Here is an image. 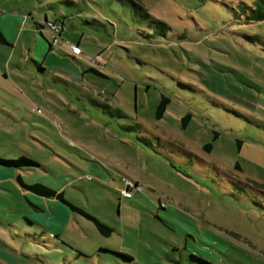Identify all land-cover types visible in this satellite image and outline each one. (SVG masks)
I'll return each instance as SVG.
<instances>
[{
  "label": "rangeland",
  "instance_id": "1",
  "mask_svg": "<svg viewBox=\"0 0 264 264\" xmlns=\"http://www.w3.org/2000/svg\"><path fill=\"white\" fill-rule=\"evenodd\" d=\"M46 1L0 0L8 43H0V157L24 155L38 164L0 166L7 173L0 176V252L16 260L0 255V264H33L26 255L40 253L39 245L20 237L43 235L40 222L58 225L70 246L90 253L108 245L131 264H176L180 255L195 264L186 260L190 253L212 264H264V52L245 37L264 39V22L233 21L240 1L253 0H136L168 25L163 36L118 0H73L61 4L73 17L59 35L41 28L47 42L33 24L43 11L54 19V10L38 7ZM83 12L99 27L80 25ZM78 40L81 54L69 49ZM160 94L169 102L155 120ZM89 99L128 118L102 114ZM185 112L191 116L181 126ZM133 121L141 128L120 126ZM146 138L190 151L201 162L198 172L171 173L137 143ZM235 139L242 140L238 150ZM17 174L25 184L60 191L113 230L101 235L58 199H27ZM122 177L132 183L129 197H122ZM157 198L166 208L158 216Z\"/></svg>",
  "mask_w": 264,
  "mask_h": 264
},
{
  "label": "trees",
  "instance_id": "2",
  "mask_svg": "<svg viewBox=\"0 0 264 264\" xmlns=\"http://www.w3.org/2000/svg\"><path fill=\"white\" fill-rule=\"evenodd\" d=\"M118 1L130 6L128 7L130 8V11L136 21L143 22L148 28H151L153 30V33L156 32L157 33L156 35H162V36L165 35V32L169 28L168 25L162 20L157 19L156 17L149 14L136 0H118ZM61 4H64L67 7L76 5V3L73 0H49L38 6L41 9L54 10L53 13H55L54 19L49 20L46 16V12L43 11V18L40 19L38 17L37 20L33 21L34 29L37 32H39L40 36L44 40H46V42L48 41L47 37L42 33L41 28L47 27L50 30H54L53 28H55L56 29L55 33L59 35L63 28L62 25L63 22L73 17L71 16V12L67 8L63 12L61 11L62 10ZM73 13L77 14L78 12L75 11ZM20 14L24 16H31L32 13L27 12ZM239 14L240 16L237 17L233 16L234 17L233 21L238 24L249 23L253 25H259L263 23L264 0H253L252 3L250 4L240 1ZM82 15L83 16L80 17V22H79L80 25L94 29L99 27V26L91 25L92 22H97V21L94 19H91L90 21L87 12H83ZM245 37L247 39L252 40L253 43L256 41L258 43L257 45L259 46V49L264 52V39H259L255 35H250V36L246 35ZM0 43L8 45L7 39L5 38L1 30H0ZM73 44L79 47L80 42L78 40ZM30 60L36 65L39 72L44 71V68L40 66L39 62H36L33 59ZM87 69L94 74H98L91 67H88ZM168 102H169L168 97L163 94H160L159 99L155 104L153 110V118L155 120H160L164 116L166 105L168 104ZM89 103L92 106L94 105L93 107L95 108L98 109L100 108L101 113L107 116H114L117 118H128L122 112H120L119 109L117 108L110 109L109 105L105 102H98L93 99H89ZM190 116L191 114L189 112H185L179 118L181 126H184L186 124V122L190 119ZM120 126L124 131L130 132L137 130L138 128H141V123L139 122L136 123V121H133L132 123H124L121 124ZM209 133L211 135V139H215L218 136V132L213 129H209ZM154 138L157 141L159 139L158 137H154ZM157 141L153 142L151 138H146L144 142H137V143H139L144 149L149 151L152 157H154L158 161L160 160V162L166 165L168 168H171L172 169V170L170 169L171 173H173L172 171H174L184 176L187 174L192 176V174H196L198 172L197 167L201 165V162H197V159H194L195 155H193L190 151L172 142H157ZM234 143L236 149L238 150L242 144V140L235 139ZM204 145L205 146L202 147V149L207 150L210 146V142H207ZM0 166L20 169V170H28L32 167H37L38 164L31 158H28L24 155H19L15 158L0 157ZM235 167H237L236 164ZM2 174H7V173L5 172V169L0 168V176H2ZM16 180L24 193H30L38 198L44 197V198L58 199L64 204H66L72 211H76L81 215L85 216L86 218L90 219L93 222L96 230L101 235L108 236L113 230V227H111L107 223L94 217L90 213L84 211L82 208L77 207L71 203H68V201L63 198L62 193L60 191H54L53 189L38 182L25 184L18 174L16 175ZM130 189L131 187L128 188V190ZM25 221L28 222V224L32 223L26 218ZM40 227L42 228L41 233L43 235L38 236L36 235V233H32L33 235H31V232H29L27 234L25 233V236L20 238L23 239L24 241H27L25 243H29L30 241H32V243L34 242L37 245H42L48 249H51L50 251L53 253L54 256L51 254V252L49 257L47 253L45 254L39 253V254L26 255V259L37 260L43 264H49L50 260L52 264H58L59 257H61V261H62L61 264H81V263L85 264L86 262H89L91 264L94 261H96L97 264H104L101 261L105 260L106 258L111 259V261L113 262L111 264H131L133 261V259L128 254L123 253L121 251H117L108 246L98 248L92 255H87V256L83 255L74 247H71L69 244H66L64 241L60 240L59 239L60 232H53L49 228L43 225H41ZM184 236L188 237L189 234H186ZM37 248L41 250L39 246H37ZM67 254L69 255L66 257ZM191 259L194 260L195 264H212L210 261L192 253L188 255V258H186V260L188 261ZM174 261L176 264H188L181 262L182 261L181 255L179 256L178 260H174ZM148 264H162V263L149 260Z\"/></svg>",
  "mask_w": 264,
  "mask_h": 264
},
{
  "label": "crops",
  "instance_id": "3",
  "mask_svg": "<svg viewBox=\"0 0 264 264\" xmlns=\"http://www.w3.org/2000/svg\"><path fill=\"white\" fill-rule=\"evenodd\" d=\"M205 143H203L202 144V147H204L205 145H204ZM201 147V148H202ZM185 149V148H184ZM236 164V163H235ZM233 167H235V165L233 166ZM28 194L29 193H26V195H27V199H29L30 200V198H29V196H28ZM40 198V197H39ZM37 199L36 198H34L33 199V201L35 202ZM40 201V203L42 204V201L41 200H39ZM157 202H158V208H157V211L155 212V214L157 215V214H159L158 213V211H164V210H166V208H165V206L162 204V202L160 201V199L159 198H157ZM40 203H38V205H39V209L40 210H42L43 209V206L40 204ZM32 204H34L33 202H32ZM53 206H54V203L52 204ZM55 208H56V205L54 206ZM161 208V209H160ZM176 215H178V214H176ZM158 216V215H157ZM181 217H183V216H181ZM171 224H173V225H175L174 223H173V221H169ZM39 224H42L43 226H46L47 228H49L51 231H53V232H60L61 233V231L60 230H56L55 228H58V225H56V226H52V225H49V224H47V223H44V222H40ZM177 227L179 228V230H180V232H181V234L184 236V235H186V234H188V232L185 230V229H183L180 225H178L177 224ZM185 237V236H184ZM59 239H60V237H59ZM60 240H62V239H60ZM66 244H69L67 241H64ZM40 246H42V245H39V247ZM108 245H106V246H103V247H107ZM71 247H74L75 249H77L81 254H83V255H92L98 248H102V247H98L97 249H95L93 252H90V253H87V252H85V251H83L82 249H80V248H78V247H76V246H73V245H71ZM108 247H111V246H108ZM41 248V252L40 253H47V255H48V257L50 256V250L51 249H48V248H46V247H44V246H42V247H40ZM112 248V247H111ZM39 254V253H38ZM0 255H2V256H4V257H6L7 258V260H9V261H11V262H13V263H15L16 262V260H15V258L14 257H10V256H8L6 253H4V252H0ZM46 255V256H47ZM69 254H67L66 255V257L68 256ZM10 258V259H9ZM35 259V258H34ZM49 260V259H48ZM27 262H29V263H33V264H43V263H41V262H39V261H37V260H31V259H28L27 260ZM49 264H52L51 263V260H50V262H49Z\"/></svg>",
  "mask_w": 264,
  "mask_h": 264
},
{
  "label": "built area",
  "instance_id": "4",
  "mask_svg": "<svg viewBox=\"0 0 264 264\" xmlns=\"http://www.w3.org/2000/svg\"><path fill=\"white\" fill-rule=\"evenodd\" d=\"M53 29H55V28H53ZM69 49L73 53L81 54L80 48L78 46L74 45L73 43H70ZM121 181L125 184V187H124V190L122 193V197H129L131 192H130V190H128V188L132 187V183L128 179L123 178V177L121 178Z\"/></svg>",
  "mask_w": 264,
  "mask_h": 264
}]
</instances>
